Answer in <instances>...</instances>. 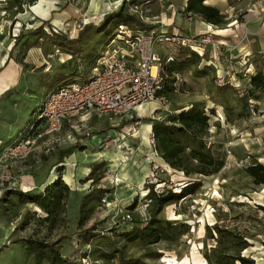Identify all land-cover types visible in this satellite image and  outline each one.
Returning a JSON list of instances; mask_svg holds the SVG:
<instances>
[{
    "label": "rangeland",
    "instance_id": "1",
    "mask_svg": "<svg viewBox=\"0 0 264 264\" xmlns=\"http://www.w3.org/2000/svg\"><path fill=\"white\" fill-rule=\"evenodd\" d=\"M45 1L38 0L37 9H41ZM48 1L56 7L50 22L63 16V11L69 13L54 31L46 24L41 25L40 20L34 21L40 13H34L32 6H26L28 15L14 16L13 9H5L7 0H0V69L14 50L11 60L27 75L23 86L1 99L4 108H0V264H52L57 256L65 260L64 264H122L129 259H139L146 264H208L205 251L216 245L208 236V228L215 225L243 236L249 247L241 252L242 256L253 260L254 264H264V212L258 209L264 207V185L254 184L246 173L256 162L264 165V92L251 93L249 89L254 75L262 73L264 76V55L253 54L242 67L243 71L237 75L238 87L232 79L223 84L217 82L213 67L203 63L190 65L175 75L174 91L166 100L167 109L153 102L155 110L151 113L153 105H149L148 115L162 121L193 107L203 109L210 116L208 146L218 160L224 161V167L214 176L186 178L166 164L155 163L152 155H145L142 162L151 166V174L136 190L135 197L122 203L116 194L118 197L125 194L122 187L126 183L114 160L121 153L130 160L133 153L144 148L138 135L140 123L137 133L125 130L126 123L130 122L115 120L111 123L113 129L119 130L117 134L126 132L122 138L114 132L106 133L111 129L109 122L103 129L105 132H93L84 127L88 116L83 114L67 120L57 132L44 135L46 130L42 128L41 138L33 136L35 144L31 145L32 151L25 159L10 158L7 148L15 143L18 134L28 129L32 119L24 126L21 117L32 102L40 106L42 97L65 80L90 78L82 73L69 74L78 60L85 72L89 66L94 67L92 61L100 59L103 55L100 56V52L114 37L117 23L110 24L101 34L95 30L105 15L120 8L132 12L139 7L149 22L154 15L166 10L168 2L180 4L184 0ZM261 9L260 17L264 22V4ZM84 29L87 31L83 39L87 41L88 50L75 56L81 45L71 48L67 43L76 40ZM183 51V48L167 46L156 49L167 63L171 62L170 57L180 59ZM212 109L215 113L211 114ZM139 113H143L142 109ZM28 114L31 118L35 116L30 110ZM125 142L127 147L122 149ZM26 147V151L30 149L29 142ZM70 148H74L73 154L62 159V153ZM146 156L152 158L151 164L144 161ZM109 176L116 180L114 185L107 182ZM89 178L94 180L88 181ZM59 180L69 190L60 186ZM196 181L202 183L193 195L165 206L157 217L163 225L172 224L168 239L162 238L145 247L141 238L129 241L124 236L127 208L136 199L138 202L146 199L152 186L155 191L167 187L178 193ZM49 188L51 192L59 190L57 197L61 201L47 221L46 212L23 194L38 195ZM133 214L146 223L137 206ZM105 254L111 255L109 261Z\"/></svg>",
    "mask_w": 264,
    "mask_h": 264
},
{
    "label": "trees",
    "instance_id": "2",
    "mask_svg": "<svg viewBox=\"0 0 264 264\" xmlns=\"http://www.w3.org/2000/svg\"><path fill=\"white\" fill-rule=\"evenodd\" d=\"M38 0H7L6 10L13 9L14 16L23 14L26 6L36 5ZM207 0H188L185 13L199 17L205 23L223 27L228 24L226 17L222 13L211 6L205 5ZM117 23V30L120 26L128 27L133 32L146 31L150 29L136 14L120 8L116 12H112L104 16L101 24L95 29L99 34L103 33L104 29L109 27L110 24ZM141 28V29H140ZM115 30V33L117 32ZM87 30H82L76 40L67 43L71 48L75 45H81L80 48H75V56L84 53L88 50L86 48L87 41L83 37ZM94 31V30H93ZM109 39L112 41L117 35ZM53 34V33H52ZM54 35V34H53ZM108 43V44H109ZM64 44V41L61 42ZM66 44V43H65ZM73 45V46H72ZM84 47V48H81ZM180 59H173L171 62L162 60L164 67L161 72L163 88L159 92V97L168 100L170 94L174 91L175 75L180 73L188 66H198L202 58L196 53L190 52L187 49L180 55ZM167 71V74L164 72ZM251 93L254 91L264 92V76L262 73H257L250 79ZM37 111L34 113L36 114ZM215 110H211V114ZM152 122V139L154 152L169 166L172 170L182 173L186 178L195 177H210L218 174L224 167V161L218 160L211 152L207 138H209L210 130V116L205 113L201 108L193 107L188 111H182L178 115L170 116L167 120ZM74 148H70L62 153V159L73 154ZM246 173L253 180L256 185H264V165L254 163L246 169ZM94 180L89 178L88 181ZM60 186L69 190L68 186L62 180H59ZM202 181L190 183L181 188L180 192L176 193L173 189L167 187L163 190L155 191L154 187L150 189L149 195L146 197L148 201L147 206V222L142 223L140 218H136L133 212L138 205V199L135 200L132 206L127 208V213L130 220L124 222L125 233L124 236L129 241L136 240L138 237L142 240V245L150 247L159 242L162 238L168 239L171 236L172 224L163 225L157 218L159 213L165 206L170 204H177L184 200L189 195H193L196 190L201 186ZM57 185V184H56ZM51 192V188L47 189L42 194H23L32 204H36L38 208L46 212L48 219L54 214L55 207L57 208L60 203V198L57 197L58 193ZM55 198V199H52ZM264 212V207H259ZM215 235V236H214ZM208 236L210 239L215 240L216 245L210 250L205 251V259L208 264H254V261L242 256L244 250L249 245L243 236H238L236 233L220 225H215L208 228ZM6 248V246H4ZM3 250V249H2ZM1 250V251H2ZM106 259H111L110 254H105ZM65 260L60 256L53 259L52 264H64ZM122 264H146L139 259L124 260Z\"/></svg>",
    "mask_w": 264,
    "mask_h": 264
},
{
    "label": "built area",
    "instance_id": "3",
    "mask_svg": "<svg viewBox=\"0 0 264 264\" xmlns=\"http://www.w3.org/2000/svg\"><path fill=\"white\" fill-rule=\"evenodd\" d=\"M250 9L252 12L261 11L257 3L250 4ZM131 11L144 23L149 20L145 19L141 8L135 7ZM188 16L190 19L193 17ZM117 31V36L110 41L97 61L92 78L65 81L44 95L28 129L19 134L15 143L7 148L10 158L25 159L32 151L31 145L35 144V140L32 141L33 136L38 135L41 138L39 132L42 128L46 130L44 135L57 132L61 130L64 121L83 114L110 115L116 120L136 126L141 121L139 109L142 106L159 102L167 109L166 100L159 97L163 88L161 72L164 63L156 52L158 46L183 48L196 53L202 59L208 54L213 63L221 61V45L211 33L200 36L173 35L160 33L155 29L143 33L133 32L125 26H120ZM219 117L223 119L221 115ZM42 122L43 125H40ZM27 142L30 149L26 151ZM144 161L151 164L152 158L146 156ZM113 178L117 179V176L114 175ZM106 180L111 185L116 182L110 176ZM139 203L137 209L141 219L147 222L146 207L149 202L144 199ZM129 220L130 216L126 213L124 221Z\"/></svg>",
    "mask_w": 264,
    "mask_h": 264
},
{
    "label": "crops",
    "instance_id": "4",
    "mask_svg": "<svg viewBox=\"0 0 264 264\" xmlns=\"http://www.w3.org/2000/svg\"><path fill=\"white\" fill-rule=\"evenodd\" d=\"M187 1L188 0H184L180 4L168 2L166 10L160 14L154 15L153 19L146 23L150 29L142 32H149L150 30L155 29L160 33L173 35L200 36L209 33L213 34L215 41L221 45V61L219 63H213V61L210 60V56L207 54L202 59L200 64L203 63L207 67H213L215 76L217 77V82H224L225 80L232 79V81H236L234 84L238 87L240 82L238 81L237 75H240L243 71L242 67L249 62L253 54L259 53L264 55V22L260 17L262 9L260 12H252L250 9V4L252 3H257L262 8L264 0H207L205 5L218 9L222 15L226 17L228 24L223 27L207 24L196 16H193L190 19L185 13ZM38 5L30 7V9H33L32 11H34V13H40L39 16L34 17V21L40 20L41 25L46 24L53 31L58 29L61 25V20L64 18L66 19V16L69 15V13L63 11V16H58V18L50 22L53 11L56 8L55 5L48 0L44 2L41 9H37ZM27 12L28 11H26L25 8V12L23 14H19V16L28 15ZM119 45L123 46V44ZM163 46L171 47L169 45ZM104 48L100 52V56L104 54L106 50V48ZM13 52L14 50H12L11 54H8V59L10 61L8 60V62H5V66L0 69V100L3 96L10 94L16 88L25 84L24 81L27 76L26 72H24L22 68L17 65V63L11 60L12 58H10V55H12ZM66 56L68 59L70 57V59H74V56ZM68 59L66 58V61H68ZM169 59L173 60L172 57L168 58V60ZM92 63L94 64V67L89 66L87 68V72H85L83 70V64H81L79 60L76 61V65H74V69L70 72L69 76H76L77 74L82 73L85 78H88L89 76L92 78L93 69L96 67L97 61H92ZM153 104H147L140 108L143 111V115L140 113L143 118H141L140 121L141 127L139 128L140 130L138 131V135L140 136V140L144 148H140L139 151L133 153L130 160L123 155L125 157V161H121L122 163L120 162L117 166L121 168V177L126 183V186L122 187L125 194L123 193L122 197H118L116 194V197L120 199L122 203H126L130 198L135 197L136 190H138L146 182V179L151 174V166L146 163L143 164L142 162L145 155H152L154 162L160 166L165 164L163 160L154 152L153 148L151 120H154L155 117L148 115L150 112L152 113L155 110ZM2 105L4 104H2L1 100L0 108H4ZM149 105H153L151 106L152 110L150 112L146 111L147 108L150 107ZM157 105L161 104L158 103ZM38 108L39 105H37V103L35 104V101L32 102L29 108L31 115L35 113ZM29 110L27 109L22 111L23 114L21 117V123H23L24 126H27L29 121L32 119L28 114ZM145 114H147V116H145ZM86 116H88V118L83 126H87L89 130L93 132L95 130L99 133V131H104L103 129L106 127L107 122H109V127L111 129L106 131V133L114 132L116 135H121L122 138L125 137L126 132L124 134H117L119 130L112 128L114 125L112 126L111 123H114L116 120L114 117L110 115H100L97 113H89ZM63 123H66V121ZM126 124V128L128 129L125 128V130L137 133V125L134 126L129 123ZM99 136L102 135H95V138H98ZM125 147H127L126 142L121 145L122 149ZM126 160H128L127 165H125ZM68 177L71 180L72 177L70 178L69 175ZM72 181L73 180H71V182ZM111 187L112 186H110V189ZM111 196L113 195H110V197Z\"/></svg>",
    "mask_w": 264,
    "mask_h": 264
},
{
    "label": "bare ground",
    "instance_id": "5",
    "mask_svg": "<svg viewBox=\"0 0 264 264\" xmlns=\"http://www.w3.org/2000/svg\"><path fill=\"white\" fill-rule=\"evenodd\" d=\"M98 13H99V12H98ZM3 65H4V64H3ZM1 86H2V85H1ZM121 161H122V162L125 161V157H124L122 154H120L119 156H116V157H115V165H116V166H118L119 163H120ZM122 162H121V163H122ZM127 163H128V160H126L125 165H127ZM113 167H114V166H113ZM75 174H76V173H75ZM69 176H70V178H71V175H70V174H69ZM119 193L121 194L120 191H119ZM120 194H119V196H121ZM38 210L40 211V209H38Z\"/></svg>",
    "mask_w": 264,
    "mask_h": 264
}]
</instances>
